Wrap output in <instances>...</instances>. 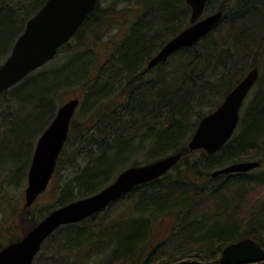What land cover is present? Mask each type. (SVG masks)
<instances>
[{"label": "trees", "instance_id": "1", "mask_svg": "<svg viewBox=\"0 0 264 264\" xmlns=\"http://www.w3.org/2000/svg\"><path fill=\"white\" fill-rule=\"evenodd\" d=\"M46 1L0 0V65ZM213 9L208 13L222 10L223 17L209 33L149 68L152 57L191 24L187 1L99 0L47 65L0 94V209L9 201L11 212L29 222L9 242L53 209L100 191L124 169L182 152L161 177L56 230L41 248V254L52 250L51 257L41 259L38 253L33 264H88L95 258L100 264H172L189 258L221 264L229 243L251 237L264 247V191L244 202L251 183L264 186V0H223ZM255 66L262 74L232 138L213 154L190 149L200 120ZM69 88H79L82 96L52 179L59 191L53 207L35 216L25 197L18 205L28 166ZM79 114L86 115L78 119ZM247 160L261 165L213 176ZM116 204L124 208L110 218L108 210Z\"/></svg>", "mask_w": 264, "mask_h": 264}, {"label": "water", "instance_id": "2", "mask_svg": "<svg viewBox=\"0 0 264 264\" xmlns=\"http://www.w3.org/2000/svg\"><path fill=\"white\" fill-rule=\"evenodd\" d=\"M99 0H47L27 21L10 55L0 65V94L20 83L34 71L51 61L61 46L69 42L95 9ZM191 7V24L171 38L152 57V68L171 53L197 43L223 17L218 10L204 15L209 0H186ZM257 66L251 69L227 94L223 102L199 122L189 141L192 150L204 149L216 153L236 131L245 99L259 78ZM80 98H71L62 104L54 119L41 133L36 143L28 170L25 188V206L30 207L49 187L57 161L68 140L72 119ZM182 152H176L155 161L130 166L100 191L53 209L21 239L12 241L0 250V264H33L46 239L64 225L78 223L105 209L111 202L134 187L153 181L174 167ZM260 161H240L213 172L221 174L247 172L258 168ZM264 261V247L251 237L226 245L220 257L221 264H254ZM172 264H203L198 259H183Z\"/></svg>", "mask_w": 264, "mask_h": 264}, {"label": "rangeland", "instance_id": "3", "mask_svg": "<svg viewBox=\"0 0 264 264\" xmlns=\"http://www.w3.org/2000/svg\"><path fill=\"white\" fill-rule=\"evenodd\" d=\"M224 1L226 2V0H224ZM227 1L235 2L237 0H227ZM222 2H223V0H214V2L211 3V5H210V11L215 10V9H213V7L215 8V5H219ZM210 11L209 10L206 11L205 14H207ZM106 39H110V35H107L103 39V41L104 42L107 41ZM98 51L100 52V54H98V55L99 56H103L104 53H105V48H102V47L98 48ZM4 61H5V59L3 60V62ZM43 67H41V68H43ZM41 68H39V69H41ZM258 69H259V67H258ZM260 73L262 74L261 70H260ZM250 93H251V95H253L252 92H250ZM81 96H82V90H79V88H69L64 93V100L66 99L65 100V102H66L67 100H69V99H71L73 97H81ZM248 97H252V96H250V94H249ZM1 104H2V100H0V113L2 112L1 108H4L3 105H1ZM81 115H83V114H81ZM81 115L79 114L78 119H81L82 117H85L86 114L84 116H81ZM37 141H36V143H37ZM36 143H35V146H34V150H35V147H36ZM34 150H33V154H34ZM32 157H33V155H32ZM137 159L141 160V159H144V158H143V156L142 157L141 156H137ZM31 161H32V158L30 160V163H29V166H28V170H29ZM65 163H67V162H65ZM63 173H65V171ZM27 182H28V174H27V179H26V182H25L26 183L25 184V188L27 186ZM249 186L245 190V195H244L245 196V200H244V202L246 200H252V199L258 197L261 194V192L264 191V186L263 185H255L254 183H251ZM25 188H23V195L20 197L21 199H20V202L18 204L19 208H21L23 206V203H24ZM58 188H59V184L56 181L52 180V182L50 183L48 189L45 192H43L38 197V199L34 202V204L32 206H30V211H31L32 215L37 216V215H41L42 213L44 214L48 209H51L53 207V205L56 202L57 192L59 191ZM13 195H15V194H13ZM15 197H17V195ZM4 203H5L4 207L2 209H0V245H2V246L7 245L9 243V240L11 238H13L14 236H18V235L22 234L26 230V228H27V226L29 224L27 219L24 220V218H23V221L21 220L22 215L21 216H16L15 213L13 214L11 212L12 210H11V206L9 205V201H4ZM120 207L124 208V206L121 205V204H116L112 208H110L108 210L109 217L110 218H114L115 216H117L118 213L121 210ZM170 220H171V218L170 219H166L163 222L162 227H163L164 231H168L170 229V224H171ZM153 246H154V244L149 245L147 247V251H150L153 248ZM41 251L42 250H40V252H39L40 254H41ZM44 254H46V257L42 256ZM51 255H52V250H45L44 252H42L40 258L42 257L41 259H46L47 260V259H49L51 257ZM99 259L100 258H95L91 262H88V264H100ZM189 259H194V258H189Z\"/></svg>", "mask_w": 264, "mask_h": 264}]
</instances>
